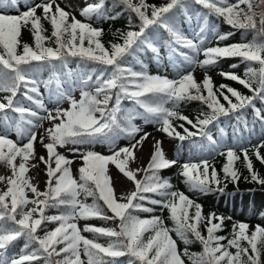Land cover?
I'll return each instance as SVG.
<instances>
[{"label":"snow or ice","instance_id":"6c2138e0","mask_svg":"<svg viewBox=\"0 0 264 264\" xmlns=\"http://www.w3.org/2000/svg\"><path fill=\"white\" fill-rule=\"evenodd\" d=\"M107 5L108 0H86L80 15L87 21L117 19L121 13L111 15ZM197 5L200 10L193 11ZM111 6L128 13L129 30H117L114 35L120 42L106 47L101 41L102 28L77 19L57 0H0V166L9 173L0 174V264H185L184 257L189 264H264V226L250 230L248 223L236 222L230 238L218 235L224 231L225 218L204 214L200 203L160 175L179 165L178 174L189 190L223 192L222 179L208 159L179 164L167 158L163 142L156 140L148 165L136 170L129 167L150 135L136 138L143 129L134 121L142 119L156 124L157 131L169 139L181 142L177 151L185 140L197 147L193 137L207 141L199 147L226 159L221 169L224 182L239 181L235 164L242 154L249 174L244 179L264 185V177L254 169L250 149L226 146L228 133L220 126L224 123L221 118L234 117L233 140L239 144V126L250 131L245 119L250 110L252 123L259 122L264 129V0H166L159 6L147 0H111ZM177 13L189 23L196 21L191 37L181 30ZM211 17L238 31L241 42L221 46L220 42L235 32H220ZM44 22L50 25V34ZM25 29L32 44L21 39ZM160 29L167 33L162 43L167 59L180 69L173 79L150 75L136 56L150 51L159 61L161 49L156 41L161 39ZM213 39L216 46H208ZM129 58L140 64V70L128 66ZM229 58L240 59L243 76L219 74L250 94L213 84L208 68ZM74 61L75 69L70 66ZM240 64L230 68L237 69ZM198 68L204 70L202 81L194 75ZM45 71L46 80L40 77ZM41 86L56 103L54 111L46 107ZM65 101L69 107H59ZM193 101L208 109L195 122L180 112V105ZM41 111L47 115H40ZM44 120L52 123L39 139L47 153V158L39 157L47 177L44 190H40L28 173L37 166L30 161L36 159L37 129ZM212 128L218 129L219 139L213 138ZM121 137L128 139V146L117 145ZM96 144L107 145L110 154L92 150ZM58 148H67L82 161L76 174L72 169L75 159ZM261 148L264 141L253 145L251 151L264 164ZM109 165L131 181L134 190L117 197ZM141 171L144 176L137 179ZM53 209L55 214H49ZM157 210L168 212L171 227L165 217L155 214ZM260 217L264 219V212ZM93 219L113 222L115 227L88 223L80 227V221ZM82 233H91L92 238ZM172 233L185 245L182 252ZM100 238L107 242L100 243ZM196 242L201 251L190 252L188 246Z\"/></svg>","mask_w":264,"mask_h":264},{"label":"trees","instance_id":"16d2710c","mask_svg":"<svg viewBox=\"0 0 264 264\" xmlns=\"http://www.w3.org/2000/svg\"><path fill=\"white\" fill-rule=\"evenodd\" d=\"M62 4L64 5H69L71 7L72 1L73 0H60ZM82 2L83 7L85 6L86 0H80ZM88 2H91V0H88ZM166 0H147V3L153 4V5H161L165 3ZM108 8L109 12L111 15H115L117 12L121 13V15L115 19V20H104V21H99V26L97 27L96 20L93 18L92 21H88L89 23H92L94 27L97 28H102L104 30V34L101 37L102 43L105 44L106 47L109 46L110 43L113 42H120L119 37L114 35V33L117 32V30L120 31H127L129 30L128 28V22H127V16L128 13L123 10L122 7H116L114 10L112 9L111 6V0H108ZM63 8V7H62ZM195 10H200V6H195L193 11ZM39 14V13H38ZM177 22L181 28V30L188 36L191 37L192 33L194 30H196L197 25L196 21L193 20L191 23H189L184 15L182 13H177L176 16ZM211 20L218 26V29L220 32H229L233 31L235 32L234 36L229 37L228 40L220 42L221 46L225 44H232V43H239L241 42V36L240 33L234 29H232L229 25L223 22L222 19H217L216 17H211ZM134 23H138V20H135L134 18ZM44 26L46 29H48V33L50 34L51 32V27L47 22H44ZM160 34H161V39L156 41V46L160 47L161 49V56L159 61L157 58L150 52V51H142L136 54L137 59L142 61L143 64L147 66V72L150 75H160V76H165V73L168 72L171 76L170 79L176 78L179 74L180 69H178L175 65L170 63L167 59V53L166 49L162 46L163 40L167 39V33L163 30L160 29ZM23 37V38H22ZM22 41L27 42L29 44H32V37L30 33L28 32L27 29L22 31ZM25 37V38H24ZM248 40H251V35L247 37ZM208 46H216V41L213 39L208 43ZM203 59V58H200ZM240 64V59L239 58H229V59H222L219 61V63L216 66H211L208 68V72L214 69H218L219 71H224V72H236L237 74L243 76L244 72V65L240 64V67L237 69H232L230 68L231 64ZM72 68H76V63L75 61L70 65ZM134 68V70H140V64L136 63V61L131 60L129 58V65ZM203 70V69H202ZM204 71V70H203ZM41 79L46 80L48 78V72L45 71L40 74ZM198 80V79H197ZM199 81V80H198ZM221 84H226L229 87H232L244 94H250L248 93L247 89H244L242 85L236 83L235 81H231L228 79H225L222 77V83ZM218 87L217 85H215ZM215 90V89H214ZM225 95H229L230 93H227V90H223ZM206 95V93H205ZM44 99V96L42 97ZM45 104L51 102L48 99V94L45 93ZM233 102H235L234 97H230ZM220 102L224 104L227 107V102L224 101L223 97H219ZM25 104H28L27 101H25ZM125 105H131L130 102L125 101ZM259 106V105H258ZM202 111H208L206 105L202 104L199 101H193L189 103H185L180 105V112L181 114H188V118L192 119L194 122L198 116H200ZM40 115H43V112H40ZM224 120V123H222L220 126L224 127L226 132L228 133L227 137H225V145L230 146V147H246L250 149L249 155L253 161V166L254 169L262 176L264 177V164H261L255 156L252 154V147L253 145H256L257 143H260L264 141V129L261 128V125L259 122H256L255 124L252 123L253 117L251 115V112L246 114L245 119L248 120L249 124L248 127L250 131L244 130L243 125H240V137L242 138L240 143L237 144L233 140V125H236V120L233 117L231 120H226L225 118H221ZM184 123L183 121H178V124ZM185 127H188L190 131H196L195 129H192L190 125L185 124ZM211 127V126H210ZM178 131H181L183 133V130L180 128H177ZM212 135L214 139H219L220 134L217 128H212ZM195 142L197 147H193L191 142L189 140H185L182 144V148L180 151H177V146L181 143L177 140V143L173 147L172 151V158L176 159L179 161V164L183 163H200L203 159H208L210 163H213L212 166H214L220 175L222 179V183L220 187L224 188L223 192L219 191H213L208 194H203L200 192H194L188 189L187 185L183 182V178H179L176 175L178 174L179 171V165L174 166L170 169L163 170L160 175L162 177L170 179L171 183L175 186L176 190H179L177 188L178 181L181 182L183 191L193 197L196 200L202 201L204 204H207L209 208L225 213L228 215V213H241L243 217H257L259 220L264 222V219H261L260 213L264 212V185L255 183V182H248L244 179V177L248 176V172L246 168L243 166V156L241 154V159L236 162L235 167L239 170L240 172V179L238 182L233 183L231 181L224 182L223 181V173L221 171L223 164L226 162V159L224 156L220 155H210L206 150H202L199 145L201 143L207 144V141L202 140L201 137L196 136L192 138ZM261 155H264V148L260 149ZM211 171V168L210 170ZM178 180V181H177ZM224 183H227V186L224 187ZM182 192V191H181ZM102 203V202H101ZM147 206V205H146ZM156 213H159L163 217H165V223L167 226L171 227V221L167 219L168 214L166 210L164 212H160L157 210ZM155 213V214H156ZM147 215V214H144ZM241 219V218H240ZM230 228L232 227H224L225 231H230ZM224 233L228 232H223ZM231 233V232H229ZM173 238L177 239L175 236V233H172ZM177 246L178 250L181 252L184 250L185 245L183 242H181L179 239H177ZM188 250L190 252H195L199 253L201 251V245L196 242L188 246ZM235 250L233 249V252ZM185 259V264H189L187 257H184Z\"/></svg>","mask_w":264,"mask_h":264},{"label":"rangeland","instance_id":"374dc122","mask_svg":"<svg viewBox=\"0 0 264 264\" xmlns=\"http://www.w3.org/2000/svg\"><path fill=\"white\" fill-rule=\"evenodd\" d=\"M36 2H41V0H37ZM57 2H59V1L57 0ZM81 6H82V2L80 0H73L72 1L71 8L74 9V12H75L77 18L79 17L82 19V21H85V19H83L84 17L82 18V16L80 15V10L82 9ZM66 11H70V10L68 8H66ZM70 12L72 13V11H70ZM200 58H203V56H201ZM219 73H220V71L218 69H214V70H211L208 72V75L211 76V78H212L213 84L217 85V86L222 83V76ZM194 75H195L196 79H198L199 81H202L204 78V71L202 69L198 68L195 71ZM166 76H167V78H169L170 77L169 73H167ZM40 90L42 92L43 88L41 87ZM74 95L77 99L79 98V92L78 91L75 92ZM56 107L57 106H55V104H53V103H49L47 106V108L50 111H54V109ZM59 107L66 109L69 107V105L65 101ZM127 107H132V105H128ZM44 115H47V113H45ZM184 115L188 116V114H184ZM51 123L52 122H50L48 120H44V121H42V127L37 129V142L35 143L36 159L33 161H30V163H35L37 166L35 168H31L29 173H28L29 177L32 178V183L38 185L40 190H44L45 181H46L47 177L45 174L46 166H45V164L39 162V157L45 156V158H47V153H46V150L44 149V147L39 143V139H40V136L43 135L44 130L51 126ZM134 123L143 129V131L137 135V137H136L137 139H139V137L142 136L144 133H149L150 135L143 142V147L135 152L137 159L135 162L130 163L129 167L131 170H136L137 168L144 169L148 165L151 154L154 151L153 145H154L156 140H161L163 142L162 147L166 153L167 158L173 159L172 158V151H173L174 145L177 143V140L169 139L166 134H164L160 131H157L158 126L154 123H145L142 119H137L134 121ZM174 123L178 124V121H175ZM11 138L13 140L16 139L14 133L11 135ZM46 142L47 141L45 140V143ZM128 143H129L128 139L123 138V137H121L117 141V145L121 146V147L122 146H128ZM68 147H71V146L69 145ZM57 150L60 153L64 154L65 156L72 158V159H75V163L72 165V169H73V173L76 174V171H77L78 167L80 166V164L82 163V161H80L79 159H76L74 154L69 152L67 150V148H58ZM81 150L83 151L85 149L82 148ZM92 150L97 151L99 153H102L104 155L110 154L109 149H108L107 145H105V144H96L95 146H92ZM210 165H213V163H210ZM0 174L7 175L9 173H8L7 169L0 166ZM109 174L112 177V186L114 187L115 194L117 197H120L122 194H127V193L131 192L132 190H134L133 183L131 181H129L126 177H124L123 174L120 173L118 171V169L115 168L114 165H109ZM143 176H144V172L141 171L137 174V179H142ZM176 176L181 178L179 174H177ZM178 184L179 185L177 186V188L180 189V191L184 192L180 181H178ZM0 188H3V186L0 185ZM189 197L192 198L193 200H195L197 203H200L203 206L204 214L216 213L218 216H223L225 218V226L226 227H232V225L236 222L248 223L250 225V230L254 229V227L256 225L264 226V222L259 220L257 217L246 218V217H243L242 214L239 212L238 213L233 212L230 214L228 213V215H227L225 213L217 212V211L209 208L207 204H204L200 200H196L191 196H189ZM87 202L91 203V199L89 198V200ZM55 211L56 210H54V209L50 210L49 214H55ZM167 214H168V212H167ZM109 215H111V213H109ZM156 215H160V214L156 213ZM228 217H231V219H227ZM85 223H88V224H91V225H94L97 227H115V224L113 222H105V221H101L98 219H93V220H90L87 222L80 221V227L82 228ZM51 227H52V225H49V228H51ZM201 230L203 231V226H201ZM223 232H228V233H224L223 235L229 236V238H230L229 232H231V228H230V231L224 230V231L218 233V235H222ZM82 234L85 235L89 239L92 238L91 233H82ZM204 234L206 235V233H204ZM99 242L100 243H106L107 240H106V238H100ZM225 243H226V241H225ZM232 251H233V249H232Z\"/></svg>","mask_w":264,"mask_h":264}]
</instances>
